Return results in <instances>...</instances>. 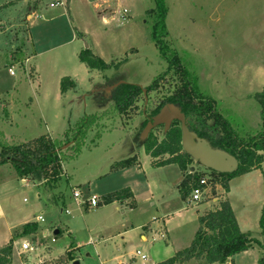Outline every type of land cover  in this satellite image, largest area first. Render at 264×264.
I'll use <instances>...</instances> for the list:
<instances>
[{
    "label": "rangeland",
    "instance_id": "rangeland-1",
    "mask_svg": "<svg viewBox=\"0 0 264 264\" xmlns=\"http://www.w3.org/2000/svg\"><path fill=\"white\" fill-rule=\"evenodd\" d=\"M165 2L170 49L225 117L255 132L264 111V101L253 98L255 92H264V0ZM33 4L37 6L26 18ZM154 6V0H0V132L9 144L48 134L64 146L61 174L52 185L28 178L22 182L11 165H0V246L22 224L35 221L37 214L43 216V221H35L32 234L15 232L10 264H36L38 258L45 261L44 256L59 255L70 245L79 264H152L167 257V248L186 247L198 228V214L207 206L214 209L223 198L228 199L240 230L263 240L259 218L264 163L232 178L225 192L220 182L214 186L220 179L215 175L212 179L205 164L209 162L191 158L190 167L209 177V195L215 197L198 202L181 198L176 164H149L142 130L154 106L175 90L174 81L167 84L174 74L166 73L168 64L151 40L154 18L146 11ZM84 48L109 67L87 68L78 59ZM159 75L164 78L134 111L125 114L115 109L111 95L119 81L143 88ZM66 76L76 86L60 93V79ZM170 106L177 108H166ZM99 113L104 116L98 126L88 127L81 140L64 144L66 131L82 117ZM189 115L196 130L218 136L211 119L202 123L200 117ZM188 132L191 141L212 149L193 129ZM153 133L160 140L164 126ZM127 156L136 157L139 167L111 168ZM211 163L220 172L230 168ZM125 186L135 199L133 208L127 206V199L94 207L85 203L105 189ZM73 189L80 192L82 204L74 201ZM147 223L150 228L144 231ZM55 230L60 232L54 234ZM22 241L29 242L28 252L21 253ZM136 250L144 260L135 255ZM254 255H239L236 263L252 264Z\"/></svg>",
    "mask_w": 264,
    "mask_h": 264
},
{
    "label": "trees",
    "instance_id": "trees-1",
    "mask_svg": "<svg viewBox=\"0 0 264 264\" xmlns=\"http://www.w3.org/2000/svg\"><path fill=\"white\" fill-rule=\"evenodd\" d=\"M154 2V8L146 11L147 14H152L154 18L151 28V40L168 64L166 73L171 72L174 74V78H171V82L169 81L167 84L174 81L175 90L172 95L163 98L154 106L152 116L148 119L159 113L165 106L175 105L187 118L188 129H193L196 136L206 140L212 149L220 150L231 156L236 161L233 169L221 172L211 169L210 172L214 181V175L220 179L214 183L220 182L221 187L227 192L228 182L232 178L259 169L264 163V111L260 112L261 124L259 128L252 133L239 128L235 120L225 117L218 110L216 100L198 89L194 73L185 67L180 57L168 46L165 38L167 5L165 0H154ZM78 35L81 36L80 33ZM78 59L89 69L104 70L109 67L108 63L93 54L89 48L80 50ZM162 78H164V75L154 77L150 84L143 87L145 88V97L149 92L156 89L157 80ZM75 86V81L68 76L60 79L59 89L61 93L73 89ZM262 97L264 98V92L262 91L253 94V98L264 101ZM111 98L115 103V109L119 113L127 114L137 108V102L144 98V95L141 86L120 82L113 89ZM189 114L200 117L202 123L204 120L211 119L214 123L211 128L218 133V136L212 138L206 132L196 130L194 128L196 123L192 124L190 120L188 121ZM103 116L104 113H99V115L92 114L82 117L74 128H70L69 131L64 133V144L67 145L81 140L87 128L92 125L98 126L99 120ZM156 127L151 129L143 139V150L152 159L154 166L176 164L179 167L184 175L177 188L181 198L186 200L191 189L197 186L199 180L203 177L202 173L189 172L191 157L183 150L181 145L180 122L172 120L164 130L163 137L160 140L153 133ZM56 141L59 140L44 134L9 144L0 132V165H11L16 176L21 180L23 178H28L33 182L44 180L49 182L46 185H52L60 177L63 161L61 154L64 146L57 144ZM163 155H166V158L159 160ZM134 162V157L122 159L114 162L111 168H124ZM185 171L188 172L185 173ZM102 198V203L127 198L131 199V204L133 201L128 188L110 192ZM197 223L198 228L186 247L176 250L171 256L153 264H185L191 260L196 261L197 264H223L233 255L254 247L260 250L256 264H264V200L259 218V228L263 236L262 241L240 230L227 198L220 199L214 209H208L199 215ZM34 231L35 223L27 222L21 226L20 236L31 234ZM59 232L58 230L57 234ZM12 245L13 239L11 238L0 247V264L11 263ZM74 248L70 245L59 256L45 260L41 264H70L75 260L73 256Z\"/></svg>",
    "mask_w": 264,
    "mask_h": 264
},
{
    "label": "water",
    "instance_id": "water-1",
    "mask_svg": "<svg viewBox=\"0 0 264 264\" xmlns=\"http://www.w3.org/2000/svg\"><path fill=\"white\" fill-rule=\"evenodd\" d=\"M86 46V45H85ZM122 81H119V83ZM142 93L145 97V88H142ZM172 120H178L180 122V127L182 131V140L181 145L183 150L189 154V156L195 160H201L205 158V160L209 163L207 164L208 168H211L216 171H220L219 169L215 168L211 162H217L221 165H230V168L225 169L223 171L231 170L235 167L236 161L229 156L228 154L216 150V149H209L208 147H205V145L198 143H194L191 141L188 128H187V118L184 116L182 112L179 111L178 108H175L173 106H170L166 108V106L155 116H153L151 119H148L147 123L145 124L141 138L144 139L147 133L153 129L154 127L163 124L164 130L169 126L170 122ZM68 145V144H67ZM220 155V156H217ZM211 163V164H210ZM189 171H193V167H189ZM54 234H57V230L54 231ZM71 264H79V260L75 259L72 261ZM223 264H229L228 262H225Z\"/></svg>",
    "mask_w": 264,
    "mask_h": 264
},
{
    "label": "crops",
    "instance_id": "crops-1",
    "mask_svg": "<svg viewBox=\"0 0 264 264\" xmlns=\"http://www.w3.org/2000/svg\"><path fill=\"white\" fill-rule=\"evenodd\" d=\"M10 3H12L11 1H10ZM36 6H37V4H33V6L31 5L30 7H28L27 9H29L28 11V14L26 15V18H29L30 16H31V13H32V11L33 10H35V8H36ZM111 18V17H110ZM79 53V52H78ZM74 81V80H73ZM76 84V83H75ZM61 93V92H60ZM142 135V134H141ZM24 140H26V139H24ZM147 155V154H146ZM135 156V155H134ZM134 156H127V157H123L122 159H126V158H131V157H134ZM148 157H149V155H147ZM135 158V162L132 164V165H130V166H127V167H124V168H119L118 170H122V169H128V168H131V167H139V161H138V159H136V157H134ZM122 159H120V160H122ZM115 162V161H114ZM113 164V163H112ZM111 164V165H112ZM149 164L152 166V167H160V166H154L153 164H152V159L149 157ZM110 165V166H111ZM164 166V165H163ZM117 171V170H116ZM183 175H184V173L183 172H181L180 171V175H179V177L177 178V180L176 181H178V183L176 184V188H177V186H178V184H179V182L182 180V178H183ZM22 182H24V180H21ZM145 187H146V190H144V191H147L148 190V183L145 185ZM228 187H229V182H228ZM122 188H128L129 190H130V192H131V195H132V199H133V201H132V204H131V199H128L127 198V201H126V204H127V206L129 207V208H133V207H135V199H134V197H133V194H132V191H131V189L128 187V186H125V187H122ZM122 188H118V189H115V190H110V189H105V191H102V192H100V195H97L98 197H99V199H100V202H99V204H102V205H106V204H114V203H116L117 201H113V202H110V203H102V197L104 196V195H106V194H108V193H110V192H113V191H117V190H119V189H122ZM178 189V188H177ZM229 189V188H228ZM102 193V194H101ZM226 195V194H225ZM226 197V196H225ZM122 202H125L124 201V199H122L121 201H120V203H122ZM230 204V203H229ZM231 206V205H230ZM232 208V207H231ZM209 208H208V206L207 207H205L204 209H203V211L200 213V214H198V216L199 215H201V214H203L205 211H207ZM233 210V209H232ZM233 213H234V211H233ZM38 215V214H37ZM36 215V216H37ZM234 215H235V213H234ZM35 216V217H36ZM197 216V217H198ZM235 218H236V216H235ZM236 220H237V218H236ZM35 221H36V219H35ZM35 221H32L33 223H36ZM25 223H27V222H25ZM24 223V224H25ZM238 223V222H237ZM23 225V224H22ZM36 225V224H35ZM143 229H144V231L145 230H149V228H150V223H147V224H145V225H143V227H142ZM240 228V227H239ZM20 230H21V227L19 228ZM18 229V230H19ZM161 229H163V227H161ZM18 230H16V231H18ZM164 230V229H163ZM15 230H14V233H12V235L8 238V240L9 239H13L14 240V236H15V232H16ZM58 231V230H57ZM32 234V233H31ZM43 234H45V232H43ZM29 235V234H28ZM142 239H145V237H141ZM193 238V237H192ZM8 240L5 242V243H7L8 242ZM191 241V240H190ZM4 243V244H5ZM3 244V245H4ZM2 245V246H3ZM1 247V246H0ZM176 250H178V249H171V248H167V250L165 251V254H167V257H169V256H171ZM256 251L258 252V254L260 253V250H259V248H257V247H254V248H250V249H247V250H245V251H243V252H240V253H238V254H235V255H233L232 257H230L226 262H228L229 264H237L236 263V257H239V255H248V254H251V255H254V256H250L251 258L252 257H254L255 259H253L251 262H252V264H256V262H255V260H257V258H258V254L256 253ZM62 254V253H61ZM60 255V254H59ZM59 255H52V256H49V257H47V256H44V258L43 259H46V260H48V259H53V258H55V257H57V256H59ZM257 255V256H256ZM166 257V258H167ZM166 258H164V259H166ZM40 259L38 258V260H37V262L39 261ZM161 260H163V259H161ZM161 260H159V261H161ZM194 260H191V261H189V262H187V263H185V264H190V263H194L193 262ZM36 262V263H37ZM158 262V261H157ZM154 263H156V262H154ZM27 264V263H26ZM29 264V263H28ZM153 264V263H152Z\"/></svg>",
    "mask_w": 264,
    "mask_h": 264
},
{
    "label": "built area",
    "instance_id": "built-area-1",
    "mask_svg": "<svg viewBox=\"0 0 264 264\" xmlns=\"http://www.w3.org/2000/svg\"><path fill=\"white\" fill-rule=\"evenodd\" d=\"M53 4L51 3L50 6H52ZM125 11V9H124ZM9 70V74L10 75H14V72L12 71L11 68L8 69ZM209 183H212L210 180H209V177L208 178H205V177H202L200 180H199V183L197 186L193 187L191 189V192L189 194V197H190V200L194 201V202H198V201H203V199L205 197H211L209 195L210 193V190H211V187L209 185ZM216 186L217 184L214 183ZM72 196H73V199L74 201L77 203V204H82V202L79 201V196H80V192L76 189H73L72 190ZM212 200L215 199V197H211ZM100 202V199L97 195H91L86 201L85 203L90 206V207H94L96 205H98ZM67 211V210H66ZM36 221L37 222H41L43 221V216L38 214L36 217H35ZM51 241L53 242L54 241V238H51ZM31 249L30 247V244L29 242L27 241H22L20 243V251L21 253H25V252H28L29 250ZM135 255L138 256L140 259H145V256L143 254H141L138 250H136L135 252ZM43 261L42 260H39L36 264H41ZM29 264H35V263H29ZM71 264V263H70ZM121 264V263H120Z\"/></svg>",
    "mask_w": 264,
    "mask_h": 264
}]
</instances>
